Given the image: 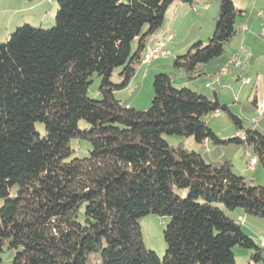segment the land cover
<instances>
[{"label":"trees","instance_id":"16d2710c","mask_svg":"<svg viewBox=\"0 0 264 264\" xmlns=\"http://www.w3.org/2000/svg\"><path fill=\"white\" fill-rule=\"evenodd\" d=\"M175 1L58 0L53 27L26 23L0 41V264L6 249L15 251L12 264H237L236 246L264 261V249L224 210L264 217V185L236 174L230 161L213 165L163 137L251 146L264 167V133L245 128L217 96L175 86L171 74H155L148 110L115 95ZM244 12L219 0L213 35L174 66L190 73L220 57ZM95 75L101 99L88 96ZM216 112L239 135L223 139L210 128L205 117ZM73 139L91 142L87 157L69 159ZM148 214L169 217L163 257L143 242L139 221Z\"/></svg>","mask_w":264,"mask_h":264},{"label":"rangeland","instance_id":"374dc122","mask_svg":"<svg viewBox=\"0 0 264 264\" xmlns=\"http://www.w3.org/2000/svg\"><path fill=\"white\" fill-rule=\"evenodd\" d=\"M27 0H0V26L3 29H0V41L6 42L7 38L12 32H14L17 27L22 26L23 24H31L30 22H24L21 25L15 27L10 33L9 29L6 28V14L10 12H14L23 6ZM47 3L50 0H44ZM203 2V0H199ZM214 1V0H211ZM219 2V0H215ZM241 1V0H236ZM264 1V0H261ZM58 0H55V4L57 5ZM239 3V2H238ZM43 7V4H41ZM50 4H48V14L55 18V12L57 6L54 9H50ZM196 4L195 7L198 8L200 6ZM189 7V5H188ZM187 7V8H188ZM14 10V11H11ZM9 11V12H8ZM189 13H195V9L190 7ZM196 14V13H195ZM211 19H213V14L210 15ZM196 16L192 15L190 17H186L183 21H180L178 24L179 26V36L169 43V48L174 46H180L183 44L178 42L182 39L187 42L194 38L195 36H203L202 40H197L195 42L201 41L206 43L208 39L213 35H204L200 34L201 31H208V25H204L203 29L199 30V25H196ZM240 18H238V21ZM199 22V21H197ZM55 24V20L48 25H45V29L53 27ZM5 28V30H4ZM238 28V22H237ZM9 30V31H8ZM208 34V33H207ZM194 36V37H193ZM259 40L254 47V55L260 56L258 60L252 61V63H247L242 61V66H235L233 65L229 73L223 76H206L203 73H199L198 71L196 74L192 75V72L187 73L184 69H177L174 66V56L173 54L163 55L159 58L152 60L151 62L147 60L143 56V62L147 64V67H155L161 68L162 70H157L155 72H163L167 74H171L173 80H175V84L178 87H182L180 83L178 84L179 80L182 77H191L189 79V84L187 85L189 88L196 90L197 92L208 96L210 99H214L216 96L222 104H226L230 110L237 116L242 119L243 125L245 128H253L256 127L261 132L264 133V113L260 114L259 110L264 109V103H259L256 105L253 103L255 97L257 96L259 102H264V78L259 80L256 84L255 76H251L250 84L244 82L246 76L242 74V71L245 69H264V46L263 42L264 39L262 37L258 38ZM194 42V43H195ZM192 43L190 47L194 44ZM230 43V42H229ZM226 44L225 52L218 58L211 60L208 64H201V67L207 66L208 70H214L218 68L219 65H223L224 60L234 58V55H230L229 46L230 44ZM135 47V43L133 45ZM187 49V51L190 49ZM150 50V49H149ZM148 50V51H149ZM186 51V52H187ZM235 63L238 64V58L235 59ZM149 62V63H148ZM230 63V62H229ZM225 65V64H224ZM223 65V66H224ZM227 65V64H226ZM225 65V66H226ZM220 68V67H219ZM118 69H116L112 75V82L115 84L121 82V77L118 74ZM241 71V72H240ZM251 71V70H250ZM153 73L150 78L146 77L144 70L140 71L134 79L136 82H132L129 86L118 90L115 92V95L118 99L123 100L121 101L123 104H129L132 108L137 110L145 111L148 110L152 104L154 98V87H153V80L154 76L157 73ZM159 72V73H160ZM210 74V73H209ZM239 74V78H237ZM192 76H195L193 78ZM248 76V75H247ZM101 84V78L98 76L93 77V81L89 86L88 89V96L94 99H101V94L99 92V86ZM261 105V106H260ZM259 120V123L254 122L255 120ZM205 120L210 128H212L221 138L228 139L234 136L239 135L237 127L235 123L224 113H210L208 116L205 117ZM80 128H86L87 122L85 120L79 121ZM36 130L39 132L40 136L45 135V128L44 125L40 122H36L35 124ZM163 137L168 141V143L172 146H177L182 144V146L188 150H196L199 152L203 158L213 165L219 166L225 161H230L232 164L233 171L241 176H245L247 180H253L255 184L264 185V167L263 165L258 162L256 167L251 170L248 168V161L251 157L254 156L253 148L247 145H240V144H229V145H215L210 143L208 145L198 144L195 142L193 137H184V136H177V135H166L164 134ZM71 147L73 149L71 158H84L89 155V151L91 150V142L88 140L83 139H73L71 141ZM18 185H15L12 189V195L17 193ZM175 192L178 194H182V191L179 189H175ZM4 200L0 198V209L3 206ZM226 213L230 218L237 220L238 213H244L242 208H236L233 211H229L224 208ZM169 221L168 216H162L157 214H148L140 219V226L142 231V239L145 246L155 251L160 257H163L166 254V241L164 237V232L166 228V224ZM238 221V220H237ZM240 222V221H238ZM242 222V221H241ZM243 230L251 236L256 244L264 249L263 244L259 240L258 237L253 236L250 234L245 227ZM237 264H255L252 260H250V255L252 250L242 248L241 246H236L233 249ZM15 255V251L12 250H5L2 253V264H12L13 257ZM263 258H264V250H263ZM260 264H264V261H261Z\"/></svg>","mask_w":264,"mask_h":264},{"label":"crops","instance_id":"0c3cea01","mask_svg":"<svg viewBox=\"0 0 264 264\" xmlns=\"http://www.w3.org/2000/svg\"><path fill=\"white\" fill-rule=\"evenodd\" d=\"M200 6L195 7L196 4H199ZM236 6L239 9L245 10L242 16H239L240 20L238 22V33L234 36V38L230 41V55H234V58H238L240 62V67L242 66V61L248 63H252L254 60H258L260 56H255L254 55V47L259 40V37H262L264 39V35L262 34L264 30V1L261 0H241V1H236L234 0ZM239 2V3H238ZM43 4V7L42 5ZM48 4H50V9H54L55 6V0H50L49 3H47L44 0H27L23 6H20V8L13 13H7L6 14V28H8L9 33L17 26L21 25L24 22H30L32 25L35 26H41L45 27V25H48V23H51L54 21L53 16L48 14ZM194 7L189 6L188 4L184 3L183 0H176L167 10L165 14V19H164V24L162 29L157 32L155 35H153L150 40L147 42L145 51H148L153 43L155 42L156 37H162L164 41V50L167 52L166 55L173 54L174 58L179 55H183L186 53L187 49L190 47L192 43H194L197 40H202L203 36H193L191 40L188 42L184 39L182 41L180 40L178 44L183 42V44H180V46H174V47H168L169 43L173 42L177 36H179V22L183 21L186 17H190L191 14L197 17L196 20V25H199V30L203 29L204 25H208V31L204 30L201 31L200 34L204 35H211V33L214 30V25H215V19L216 16L219 12V2L217 1H207L203 0V2L198 1ZM188 7V8H187ZM190 7L195 9V13H189ZM9 12V11H8ZM211 14H213V19H211ZM195 17V19H196ZM199 21V22H197ZM236 22V25H237ZM0 29L1 28L0 26ZM5 30V28H4ZM6 31V30H5ZM208 33V34H207ZM1 35V32H0ZM9 35V34H7ZM264 46V42H263ZM214 60V59H213ZM231 59H226L223 62V65L229 63ZM147 64L143 62L142 64L139 65L135 76L129 83V85L132 82H136L134 79L138 74H140L141 70H144V73L146 77L150 78L151 75L155 71L162 70L161 68H153V67H147ZM208 64V63H207ZM222 64L218 66V68L214 70H208L207 66L201 67L202 65H199L196 67V69L192 72V75L198 71L199 73H203L206 76H223L227 75L229 73V69L226 73L222 74L220 71L223 69ZM220 67V68H219ZM251 70V71H250ZM155 72V73H159ZM241 72V71H240ZM210 73V74H209ZM242 74L246 76L245 79H250L251 76H255L256 84L258 83L259 80H262L264 78V69L258 70V69H245L242 71ZM248 75V76H247ZM251 75V76H249ZM195 78V76H192ZM239 74L237 78H239ZM191 77H182L178 84L180 83L181 86H187L189 84V79ZM172 82L175 86V80L172 78ZM250 84V83H247ZM128 85V86H129ZM178 87V86H177ZM257 103L255 104L256 107L259 103H264V102H259L257 96L255 97ZM123 101V100H121ZM127 106H130L127 104ZM131 107V106H130ZM264 108V106H262ZM259 123V121H258ZM210 144L209 142L203 143V145H208ZM237 220L240 221L241 225L247 229V231L252 234L255 237H258L259 240L261 241V238L264 237V217H257L253 215H249L244 213H238ZM242 221V222H241Z\"/></svg>","mask_w":264,"mask_h":264},{"label":"built area","instance_id":"2783aa9c","mask_svg":"<svg viewBox=\"0 0 264 264\" xmlns=\"http://www.w3.org/2000/svg\"><path fill=\"white\" fill-rule=\"evenodd\" d=\"M262 34L264 35V30L262 32ZM164 41L162 39V37H156L155 39V42L153 43V45L151 46L150 48V59H149V62H151L152 60L156 59V58H159L160 56H163V55H166L167 52L164 50ZM148 62V63H149ZM235 59H232L230 61V63H227L226 66L223 67V69L220 71V73L224 74L228 71V69L235 65V66H239L240 65V62H237L238 64L235 63ZM244 82L246 83H249L250 82V79H245ZM260 114H263L264 113V109L262 110H259ZM217 114H219V112H216ZM259 120H255L254 122H258ZM243 135V134H242ZM248 165V168L253 170L256 165H257V158L256 157H251L247 163ZM261 243L263 244L264 246V237L261 238Z\"/></svg>","mask_w":264,"mask_h":264},{"label":"bare ground","instance_id":"6f19581e","mask_svg":"<svg viewBox=\"0 0 264 264\" xmlns=\"http://www.w3.org/2000/svg\"><path fill=\"white\" fill-rule=\"evenodd\" d=\"M147 60H144L145 62L149 61L150 59V50L146 53V55L144 56Z\"/></svg>","mask_w":264,"mask_h":264}]
</instances>
